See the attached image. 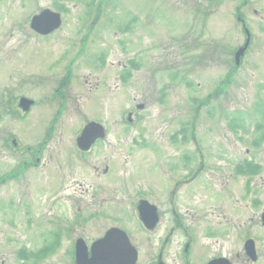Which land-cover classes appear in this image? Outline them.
Here are the masks:
<instances>
[{
  "label": "rangeland",
  "instance_id": "obj_1",
  "mask_svg": "<svg viewBox=\"0 0 264 264\" xmlns=\"http://www.w3.org/2000/svg\"><path fill=\"white\" fill-rule=\"evenodd\" d=\"M237 5L0 0V264H74L68 247L76 234L92 239L110 224L135 220L131 204L145 191L149 164L156 160L147 169L161 176L152 187H162V196L169 175L161 160L195 149L224 154L227 172L246 159L222 192L200 184L181 190L213 195L199 210L224 229L212 251L234 255L246 236L258 261L237 264H264V30L249 15L254 43L235 68ZM44 9L62 20L48 36L29 27ZM21 96L34 101L26 113ZM89 120L104 125L106 137L84 155L75 139ZM13 138L22 147L50 139L38 166L18 179Z\"/></svg>",
  "mask_w": 264,
  "mask_h": 264
},
{
  "label": "flooded vegetation",
  "instance_id": "obj_2",
  "mask_svg": "<svg viewBox=\"0 0 264 264\" xmlns=\"http://www.w3.org/2000/svg\"><path fill=\"white\" fill-rule=\"evenodd\" d=\"M237 1V11L234 18L239 26L241 41L233 52L235 68L242 66L254 43L252 28L256 20L250 21L248 19L249 15L256 17L258 19L257 23L264 30V0ZM240 7L242 12L239 11ZM246 13H248V16ZM242 48H244L243 52L236 58L235 52ZM231 71L229 70L227 74L232 73ZM223 80L228 81V78ZM48 127V130H50L53 126L49 125ZM180 134L182 135V132ZM104 139H96L86 151L77 149L84 155L88 154ZM190 139L192 142L195 141L194 138L190 137ZM176 140L180 144L182 139L181 137L176 138L173 142ZM49 141L50 139L42 138L38 143H25L22 144L25 147H22L19 141L17 142V138L11 139L12 151L17 155V168L14 170L16 179L22 176L24 169L38 166L39 154L43 152ZM169 142L171 141L169 140ZM185 152L179 155L170 154L169 156L173 159L169 160H161L163 154H159L157 160H161V165L167 168L165 172L169 175L168 181L166 179L163 181L162 178V185L165 183L162 196L159 193L162 187H152L156 184L152 182H156L161 178L160 175L152 178L151 167L153 165L155 167L156 160L147 166L151 171L146 168L147 186L145 191L142 192L141 196H135L136 201L131 204L133 214L136 215L135 220L131 222L124 220L110 224L92 239L76 234L68 247V253L73 258V263L75 264L74 255L77 239H83L89 257L92 243L102 239L112 229L116 233L112 243L118 251L117 254L122 257L135 255L133 264H209L211 262L215 264H237L236 259H241L240 262H257L258 253L254 261L247 258L244 249L246 236L243 237L242 251L236 252L234 255L219 250L212 251L213 246L211 243L225 236L224 229L219 224L206 222L205 218H199V210L203 209L205 205L210 207L211 203L208 200L213 199V195L198 198L197 195L189 191L185 194L181 190L183 186L200 184L208 192H211L214 187L219 188V192H222L227 188L231 177H234L237 172L245 171L246 159L244 156L238 159L232 165V170L227 172L225 170L227 164L224 154H200L196 149L189 154H185ZM164 156L166 155L164 154ZM183 167L187 169L184 174L180 171ZM109 171L110 164L107 163L102 172L107 174ZM143 203L148 206L145 219L140 218L138 212V206ZM57 236L59 235H56L55 238ZM52 247L54 246L52 245ZM21 252L22 250L19 253Z\"/></svg>",
  "mask_w": 264,
  "mask_h": 264
},
{
  "label": "water",
  "instance_id": "obj_3",
  "mask_svg": "<svg viewBox=\"0 0 264 264\" xmlns=\"http://www.w3.org/2000/svg\"><path fill=\"white\" fill-rule=\"evenodd\" d=\"M61 25V16L58 12L52 11L50 9H44L41 12L34 14L31 19L29 26L30 28L40 34L47 35L51 32L57 30ZM243 52V49H240L236 53V58L239 54ZM32 104L31 100L26 98H21L19 101V106L27 111L30 105ZM104 137V129L102 126L96 122L88 123L80 133L77 138V146L81 150H86L92 142L97 138ZM139 216L142 219H145L146 212L148 211V206L144 203L138 206ZM262 224L264 225V212L261 214ZM115 231L109 230L106 235L98 241H95L91 246V256H87L85 246L81 240L76 242V253L75 261L76 264H133L135 260V255H127L122 257L118 255V251L113 247L112 241L115 237ZM111 242V243H110ZM246 254L252 260L256 259V253L254 249V243L252 240H247L244 244ZM209 264H215L211 262Z\"/></svg>",
  "mask_w": 264,
  "mask_h": 264
},
{
  "label": "trees",
  "instance_id": "obj_4",
  "mask_svg": "<svg viewBox=\"0 0 264 264\" xmlns=\"http://www.w3.org/2000/svg\"><path fill=\"white\" fill-rule=\"evenodd\" d=\"M232 121H237V122H238V121H239V119H237V117H236V118H235V119H233Z\"/></svg>",
  "mask_w": 264,
  "mask_h": 264
}]
</instances>
